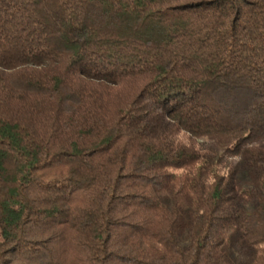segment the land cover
<instances>
[{
    "label": "trees",
    "instance_id": "trees-1",
    "mask_svg": "<svg viewBox=\"0 0 264 264\" xmlns=\"http://www.w3.org/2000/svg\"><path fill=\"white\" fill-rule=\"evenodd\" d=\"M0 264H264V0H0Z\"/></svg>",
    "mask_w": 264,
    "mask_h": 264
},
{
    "label": "rangeland",
    "instance_id": "rangeland-1",
    "mask_svg": "<svg viewBox=\"0 0 264 264\" xmlns=\"http://www.w3.org/2000/svg\"><path fill=\"white\" fill-rule=\"evenodd\" d=\"M230 144H231V141H228V142H226L225 144H218V145H219L220 148L223 149V148H225L226 146H230ZM242 176H244V178L247 180L246 175L242 174Z\"/></svg>",
    "mask_w": 264,
    "mask_h": 264
}]
</instances>
